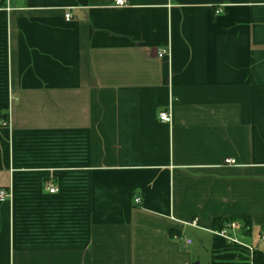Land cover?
I'll use <instances>...</instances> for the list:
<instances>
[{
  "label": "crops",
  "instance_id": "1",
  "mask_svg": "<svg viewBox=\"0 0 264 264\" xmlns=\"http://www.w3.org/2000/svg\"><path fill=\"white\" fill-rule=\"evenodd\" d=\"M0 189V264L264 254V0H0Z\"/></svg>",
  "mask_w": 264,
  "mask_h": 264
},
{
  "label": "built area",
  "instance_id": "2",
  "mask_svg": "<svg viewBox=\"0 0 264 264\" xmlns=\"http://www.w3.org/2000/svg\"><path fill=\"white\" fill-rule=\"evenodd\" d=\"M4 1L7 3V7L9 9V5H10L11 0H4ZM115 3H116L117 8L122 9V8H126L129 6L130 0H115ZM66 20L69 22L71 20V15H67ZM159 119L161 122H163L165 124H172L173 116H172L171 110L161 112L159 114ZM227 164H230V165L234 164V161L228 160ZM49 191L51 194L58 193V189L53 188V187H50ZM11 197H12V195L10 192H7L5 190L0 189V202H5L6 200L11 199ZM137 203H140V201H138ZM185 225L192 227V228H196V229L199 228L197 221H194L192 223H187ZM240 230H241V226L238 223H231V224L227 225L223 231L215 233V234L224 238L226 241L229 242L230 245H234V246H238L240 248L246 249L249 253V256H250V264H254L255 254H256L257 250L251 246H247V245L240 243L235 237H232L230 232H229V231H231V232L235 233V232L240 231ZM263 241H264V238H263ZM187 243L191 244V241H188Z\"/></svg>",
  "mask_w": 264,
  "mask_h": 264
},
{
  "label": "rangeland",
  "instance_id": "3",
  "mask_svg": "<svg viewBox=\"0 0 264 264\" xmlns=\"http://www.w3.org/2000/svg\"><path fill=\"white\" fill-rule=\"evenodd\" d=\"M242 235H244V234H242ZM242 235H239V239L240 238L242 239V240H240L241 242H243V238H244ZM189 236L191 237L192 240H194L196 246L201 245V239H200V236H199L198 233H195V232L194 233H189ZM231 236L234 237V235L232 233H231ZM208 255L204 257L203 264H208L209 263L208 261H209V259L211 257L208 256Z\"/></svg>",
  "mask_w": 264,
  "mask_h": 264
},
{
  "label": "trees",
  "instance_id": "4",
  "mask_svg": "<svg viewBox=\"0 0 264 264\" xmlns=\"http://www.w3.org/2000/svg\"><path fill=\"white\" fill-rule=\"evenodd\" d=\"M221 223L218 224L217 227H221ZM213 264H250V263H240V262H236V263H220V262H214ZM254 264H264V254L263 253H259L257 252L255 255V259H254Z\"/></svg>",
  "mask_w": 264,
  "mask_h": 264
}]
</instances>
